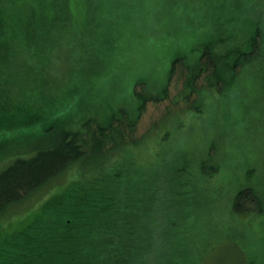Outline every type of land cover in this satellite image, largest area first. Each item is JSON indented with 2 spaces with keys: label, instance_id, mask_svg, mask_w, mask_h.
Masks as SVG:
<instances>
[{
  "label": "trees",
  "instance_id": "16d2710c",
  "mask_svg": "<svg viewBox=\"0 0 264 264\" xmlns=\"http://www.w3.org/2000/svg\"><path fill=\"white\" fill-rule=\"evenodd\" d=\"M59 1L0 0V50L12 55L13 49L22 53L15 41L22 40L23 30L37 42L45 39L48 53L62 36L82 40L85 51L91 48L99 40L94 0ZM118 1L112 0L111 4ZM170 1L171 11L177 12L181 4L192 6L201 18L195 24L175 26L183 43V52L176 53L172 44L175 33L170 36L167 30L171 27L165 29L170 24L168 18L161 19V35L154 31L149 39L148 50L155 56L156 65L148 72L150 78L136 82L129 108H113L116 112L107 123L90 119L79 130L56 134L51 125L47 128V133L52 134L51 144L32 155H13L11 145L0 143V215L73 165L82 162L84 170L78 184L48 199L29 215L24 227L0 234V264H196L189 258V247L196 245L193 236L204 223L197 208L201 197L196 182L219 172L217 158L210 154L211 146L207 155L214 162L211 158L197 161L195 152L200 140L186 138L183 146L173 148L174 154L151 158L157 162L152 166L142 165L136 154L131 155L129 163L126 158L115 160L116 166L115 162L108 163L115 157L114 152L134 151L146 139L141 128L152 109L149 128L162 127L167 122L162 137L171 130L180 139L187 132L195 135L190 128L201 126L200 118L207 116L205 97L218 101L213 99L220 108L218 118L225 126L231 91L240 94L241 111L249 107L250 99L242 98L248 91L241 75L253 62L264 58V0H220L219 9L213 11L198 0ZM115 11L122 13L120 8ZM19 17L25 21L23 28L16 29L10 21ZM118 21V25L123 24ZM229 23L232 25L226 29L228 35L217 36L214 30ZM207 30L212 33L205 39ZM3 94L0 105L6 98ZM42 104L37 111L30 108L27 116L31 123L38 118ZM165 116L170 117L162 121ZM178 116L190 118L188 127L176 122ZM240 125L247 130V125ZM217 145L216 150L222 149ZM188 148L195 157L189 155ZM11 157L3 166V160ZM86 161L94 162L95 167L86 168ZM233 210L240 215L263 214L264 195L252 186H244L233 198ZM216 228L212 241L218 239L219 245L233 241L236 235L252 245L256 242L247 225L223 227L219 223ZM91 242L96 245L89 246ZM257 251L264 254V248Z\"/></svg>",
  "mask_w": 264,
  "mask_h": 264
},
{
  "label": "rangeland",
  "instance_id": "374dc122",
  "mask_svg": "<svg viewBox=\"0 0 264 264\" xmlns=\"http://www.w3.org/2000/svg\"><path fill=\"white\" fill-rule=\"evenodd\" d=\"M198 1L212 11L219 9L220 0ZM111 2L112 0H94L99 40L87 51L84 50L82 40L69 37L63 39L62 36L55 40L53 51L48 53V42L45 39L37 42L24 30L22 40L15 41L20 44L22 53L13 49L12 55L0 50V69L4 76V83L0 84V95L4 93L6 97L0 105V143L11 145L15 152L13 155H32L40 148L49 146L52 134L47 133V128L51 125L55 126L56 134L79 130L90 119L101 124L107 123L121 105V108H129L136 82L150 78L148 72L156 65L155 56L148 50L149 39L153 37L154 31L161 35V19L168 18L170 24L165 29L167 26L171 27L172 30H167L170 36L175 33L172 44L173 53H176L183 52V43L178 38V31L175 32V26L180 23L182 28L188 26V23H198L201 18L200 13L192 6L181 4L177 12L171 11L170 4L173 1L170 0L167 3L164 0H119L117 4ZM117 8L122 13L115 11ZM19 18H12L10 21L16 29L23 28L22 22L25 21L22 17ZM118 20L123 24L118 25ZM231 25L232 23L223 25L214 31L217 36L228 35L226 29ZM211 33L212 31L207 30L205 39ZM221 47L225 49L223 45ZM262 56L264 57V52ZM243 78L248 93L242 98L246 97L247 101L250 99L249 107L241 111L238 107L240 94L231 91L228 95L229 102L227 101L228 126L225 123L222 125L218 118L220 108L216 105L218 101L215 97H205L207 116L200 118L201 126L190 128L196 134L187 132L180 139L176 136L177 140L169 130L168 136L165 134L164 138L161 133L167 122L160 128H149L150 116L154 112L152 109L150 116L145 119V126L141 128V132L146 133V139L134 147V151L122 149L114 152L115 157L108 163L112 165L115 160L122 158H126L129 163L131 155L136 154L142 165H154L157 162L154 163L151 158L174 154L173 148L183 146L186 138L200 140V148L197 146L195 152L197 161L211 158L214 162L213 158H217L219 172L214 177L196 182L197 194L201 197L197 201V208L204 222L193 236L197 241L196 245L189 247V258L196 264H264V254L257 251L264 248V213L240 215L233 210V198L244 186H252L264 195V58L245 68L241 80ZM41 103L40 114L31 123L27 114L30 108L37 111ZM8 107L12 109L9 110ZM155 110L159 111L158 108ZM241 114L245 117L240 118ZM169 117L165 116L162 121ZM180 121L188 127L190 118L176 117V122ZM241 122L247 125V130H242ZM161 140L164 143L160 144ZM172 142H176V146H172ZM217 144L222 149L216 150L214 146ZM209 151L213 158L207 155ZM187 152L195 157L191 148ZM13 157L3 160V166ZM87 165L95 167L92 161H86V168ZM114 165H118V162ZM82 167V162L73 165L25 201L11 206L0 215V234L24 227L29 215L43 207L48 199L65 188L78 184L84 172ZM219 223L223 227L227 224H238L242 228L247 225L253 231L255 244H250L239 235L234 236L233 241L220 245L217 244L218 239L213 242L219 227L218 225L216 228V224ZM245 242L247 244L244 246ZM94 245L96 244L91 242L89 246Z\"/></svg>",
  "mask_w": 264,
  "mask_h": 264
}]
</instances>
